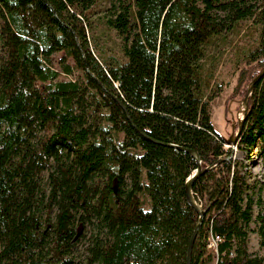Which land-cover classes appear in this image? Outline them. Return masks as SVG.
Listing matches in <instances>:
<instances>
[{
  "label": "trees",
  "instance_id": "16d2710c",
  "mask_svg": "<svg viewBox=\"0 0 264 264\" xmlns=\"http://www.w3.org/2000/svg\"><path fill=\"white\" fill-rule=\"evenodd\" d=\"M95 5L0 0V264H187L199 214L185 183L198 167L190 264H264L248 250L251 224L264 236L263 187L248 168L253 149L264 160V74L248 93L264 70V10L228 99L247 96L245 164L209 118L210 50L253 7L118 0L104 24L124 61L109 64L90 48ZM74 71L81 80H61Z\"/></svg>",
  "mask_w": 264,
  "mask_h": 264
},
{
  "label": "rangeland",
  "instance_id": "374dc122",
  "mask_svg": "<svg viewBox=\"0 0 264 264\" xmlns=\"http://www.w3.org/2000/svg\"><path fill=\"white\" fill-rule=\"evenodd\" d=\"M243 1L253 7L254 16L248 20L240 21L225 38L217 42L215 48L210 50V54L216 56L215 77L211 87L216 94L208 104V113L216 132L231 143L225 149L231 148L234 157L246 164L247 152L237 146L235 140L237 128L244 115V102L238 98L228 99L234 92L239 70L248 65L249 53L257 47L259 38L263 35L259 17L264 10V0ZM95 2L96 14L91 20L92 32L89 35L90 48L98 59L109 64L115 61H124L120 39L115 31L104 24V15L107 13L105 11L112 5H117L118 0H95ZM81 77L82 73L74 71L69 77H61V80H81ZM256 153L257 151L253 149L248 164L252 175L250 183L262 185L261 197L264 202V160L254 158ZM46 177L45 173L42 179L43 186H45ZM144 208L147 210L148 204ZM250 229L249 253L264 259V236L260 237L259 225L255 222L251 224ZM80 256H82V250Z\"/></svg>",
  "mask_w": 264,
  "mask_h": 264
},
{
  "label": "water",
  "instance_id": "95a60500",
  "mask_svg": "<svg viewBox=\"0 0 264 264\" xmlns=\"http://www.w3.org/2000/svg\"><path fill=\"white\" fill-rule=\"evenodd\" d=\"M86 71L88 72V69L87 67L85 68ZM264 74V70L254 79V81L251 83V85L249 86V89H248V93L251 92V89L253 87V85L260 79V77ZM244 102V115L239 123V129L237 131V136L239 134V130L242 126V123H243V120L244 118L246 117V114H247V96L245 97V99L243 100ZM236 140V138H235ZM234 140V141H235ZM189 154L193 155L196 160L198 161L199 163V157L198 155L192 151V150H186ZM210 168H207L206 170H209ZM203 171L201 170L200 167L197 168V170L187 179L186 183H185V190H186V200L187 202L198 212L199 214V218H198V222L197 224L195 225V229L192 233V236L190 238V241H189V244H188V248H187V254H186V261H187V264H190V259H191V252H192V247H193V244H194V241H195V237H196V234L198 232V229L202 223V219H203V211L201 209V207L197 204V202L195 201L194 197H193V194H192V186H193V183L194 181L198 178V176L202 173Z\"/></svg>",
  "mask_w": 264,
  "mask_h": 264
},
{
  "label": "built area",
  "instance_id": "2783aa9c",
  "mask_svg": "<svg viewBox=\"0 0 264 264\" xmlns=\"http://www.w3.org/2000/svg\"><path fill=\"white\" fill-rule=\"evenodd\" d=\"M219 242H220V238L219 237H217V236L211 237L209 242H208L207 248L216 252L217 245H218Z\"/></svg>",
  "mask_w": 264,
  "mask_h": 264
},
{
  "label": "bare ground",
  "instance_id": "6f19581e",
  "mask_svg": "<svg viewBox=\"0 0 264 264\" xmlns=\"http://www.w3.org/2000/svg\"><path fill=\"white\" fill-rule=\"evenodd\" d=\"M245 107V106H244ZM243 111H244V108H243ZM243 117V116H242Z\"/></svg>",
  "mask_w": 264,
  "mask_h": 264
}]
</instances>
